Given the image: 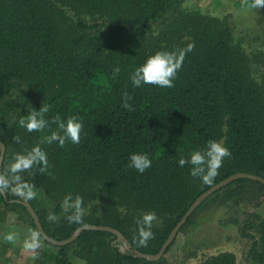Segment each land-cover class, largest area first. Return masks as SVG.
<instances>
[{"label":"trees","instance_id":"16d2710c","mask_svg":"<svg viewBox=\"0 0 264 264\" xmlns=\"http://www.w3.org/2000/svg\"><path fill=\"white\" fill-rule=\"evenodd\" d=\"M184 0H0V141L4 170L15 153L40 144L51 167L48 173H22L36 187L28 202L50 237L67 239L83 224L119 230L133 249L155 254L192 202L212 185L244 172L264 178V48L246 53L226 17L183 7ZM194 42L174 87L142 84L130 76L157 51H174ZM120 68L113 79L112 70ZM23 89L13 97L15 87ZM134 111L122 108V93ZM48 105L44 118L76 116L83 124L79 144H41L44 132L19 126L21 116ZM51 129L55 125L50 123ZM19 136L20 143L12 138ZM222 141L231 152L212 185L190 175L179 159ZM133 153L152 161L144 173L128 167ZM244 189L264 196V185L236 179L221 190ZM217 192V191H216ZM83 198L82 223H70L63 198ZM18 195H0V213L22 210ZM202 204V203H201ZM154 211V239L139 247L135 221ZM49 212L59 219L48 221ZM194 213V212H193ZM193 213L183 227L189 223ZM242 234L251 238L248 260L264 264V210L246 219ZM255 232L256 235H253ZM115 235L83 230L66 245L42 239L32 264H172L176 237L158 260L119 250ZM6 249V246H4ZM197 264H236L224 251Z\"/></svg>","mask_w":264,"mask_h":264},{"label":"clouds","instance_id":"9594fccd","mask_svg":"<svg viewBox=\"0 0 264 264\" xmlns=\"http://www.w3.org/2000/svg\"><path fill=\"white\" fill-rule=\"evenodd\" d=\"M242 6L252 10L264 8V0H241ZM194 42L188 43L184 48H178L174 51H157L149 56L143 65L137 67L131 74L130 80L134 87H140L142 84L155 85L161 88L174 87L173 81L177 78L178 71L182 68L187 53L193 51ZM113 79L119 73L120 68L115 67L113 70ZM122 108L128 111H134L129 103L132 97L125 91L122 94ZM49 111L48 105H43L36 111L32 109L26 116H21L19 126L28 132H44L49 130L48 135L41 138V144H51L57 142L63 147L67 141L72 144H79L83 124L76 116L61 119L59 115L52 117L51 122L44 118ZM50 123L54 124L55 129H51ZM16 143L21 142L19 136L12 138ZM230 150L224 146L222 141L209 140L206 147L201 150L192 151L188 158L181 157L178 161L180 167L191 165L190 175L193 178H199L205 185H212L215 177L219 174L218 170L222 167L225 158H230ZM152 161L147 154L133 153L129 157L128 167L134 168L139 173H144L151 167ZM38 167L40 174L48 173L51 167L46 152L37 144L31 149H25L23 153H15L4 170H0V195L9 193L18 195L24 200L36 198V187L26 182L21 175L22 173L34 174ZM51 175L50 173H48ZM83 198L71 194L63 198L61 209L65 213V219L70 223H82L86 215V209L83 206ZM47 219L51 223H56L59 217L49 212ZM154 222H158L157 214L154 211L142 213L140 218L135 221L136 235L134 237L139 247H147L148 242L154 239L152 227ZM6 242H14L16 235L8 233L4 236ZM41 234L39 231H30L29 237L24 241L23 247L32 254L35 260L38 258V250L41 248Z\"/></svg>","mask_w":264,"mask_h":264},{"label":"rangeland","instance_id":"374dc122","mask_svg":"<svg viewBox=\"0 0 264 264\" xmlns=\"http://www.w3.org/2000/svg\"><path fill=\"white\" fill-rule=\"evenodd\" d=\"M183 7L195 8L212 16L226 17L232 24L235 38L241 39L246 53L264 48V8L249 9L242 6L241 0H184ZM22 89L21 85H17L12 93L13 97ZM221 189L207 197L195 209L189 223L177 233L172 264H197L208 255L224 251L235 255L236 264H251L248 249L252 240L242 234L241 227L246 219L258 220L262 217L264 196L244 189L229 192ZM2 212L0 264H32V254L24 249L23 244L30 231L37 229L22 210ZM8 233L16 235L14 242L4 240ZM68 254L72 264H83L75 256L74 248H70Z\"/></svg>","mask_w":264,"mask_h":264},{"label":"water","instance_id":"95a60500","mask_svg":"<svg viewBox=\"0 0 264 264\" xmlns=\"http://www.w3.org/2000/svg\"><path fill=\"white\" fill-rule=\"evenodd\" d=\"M5 155V145L0 141V167L2 165L3 159ZM239 178H246V179H251L254 181H258L264 185V178L255 174H250V173H244V172H237L234 173L225 179L217 182L216 184L212 185L209 189L201 193L193 202L192 204L188 207L187 211L183 214V216L180 218V220L176 223V225L172 228L170 231L168 237L160 247L159 251L155 254H149V253H143L138 251L137 249H133L131 244H129L124 237V235L117 229L107 226V225H93V224H83L77 227L73 233L68 237L67 239H62V240H57L55 238L50 237L46 232L44 231L39 217L37 213L35 212L34 208L32 205L28 202V200H24L23 198L20 197V202L25 208L26 211L29 213L31 216L33 223L37 229V231L40 232L41 237L46 240L48 243L53 244V245H66L71 242H73L78 235L83 231V230H100V231H105L109 232L113 235H115V240L114 242H119V250L121 252H124L125 250H130L132 251L136 256L140 258H144L147 260H158L166 250V248L172 243L174 238L176 237L177 233L179 232L180 228L184 225L188 217L195 211V209L211 194L214 192L220 190L230 182L239 179Z\"/></svg>","mask_w":264,"mask_h":264}]
</instances>
